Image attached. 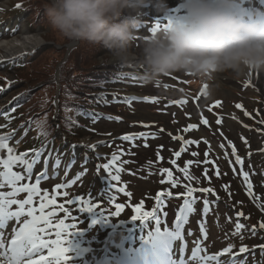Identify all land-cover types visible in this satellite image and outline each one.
I'll use <instances>...</instances> for the list:
<instances>
[{
    "label": "rangeland",
    "instance_id": "374dc122",
    "mask_svg": "<svg viewBox=\"0 0 264 264\" xmlns=\"http://www.w3.org/2000/svg\"><path fill=\"white\" fill-rule=\"evenodd\" d=\"M14 1L17 0H0V46L3 48L12 41L25 38L29 34L37 40V44L22 54L35 51L36 53L25 62L20 73L9 69V65L22 54L0 58V126L12 127L18 122L16 119L10 121L12 122L10 124L6 121L5 114L10 109L12 103L10 95L17 84H23L18 88L28 84L31 89L39 93L31 96L30 104L18 99L15 105L28 108L34 107L31 105L34 102L44 106L50 101L53 94L51 87L57 84V74L61 64L63 68L72 66L77 69L89 68L94 64L95 57L100 60L99 65L104 66L105 70L110 69L115 73L114 75H117V80L109 83L108 90L105 91L107 96L111 94V98L106 96L103 106L94 113L99 114L95 115L98 119L95 120L93 115L82 116L81 122L84 123V131L86 130L82 138L77 141L65 139L60 153L52 152L54 160L46 166L47 170L50 169L48 176L42 178L39 185H36L35 177L45 171V163H43L42 172H36V167H33L31 179L26 178L17 184L18 187L28 184L36 187L37 191L35 193L18 192L11 197L27 199L31 194L33 204L26 208L34 207L36 215H40L41 202L46 205L45 213L50 209L56 211V215L51 217V224L48 227L44 225L48 232L47 239L57 238L55 232L58 230L59 220L64 219L66 224L77 223V230L71 236L72 252L68 253L71 259L67 264H112L111 260L117 262L118 256L123 260V264H128L130 261L146 264L152 256L144 250L150 249L155 252V245L159 244L163 232L174 237L172 239L174 257L171 263L170 259H167L165 263L160 261L156 264H180L181 261H184V264H202L200 257H212L219 254L218 251L222 252L226 246L238 247L242 243L248 245L249 251L247 253L232 251L238 254L235 264H264V251L261 250L264 248V229L260 228V224L264 223V159H262L264 153H261L264 147V123H261L264 120V80L263 89L260 91L254 82L249 84L247 78L235 79L230 76H221L220 91L212 99L202 94L203 90L200 86L190 84L191 78L182 73H173L160 80L149 82L143 67L137 63L111 61L109 53H106L103 46L80 41L73 47V40L63 36L49 21L47 6L50 5L51 0H21L24 1V6H27L28 10L27 13L23 11L18 13L19 18H15L17 22L13 21L15 11L10 10V5H13ZM257 1L239 0V7L243 9L242 11L250 9L256 12L264 11V5ZM161 3H166L167 8H174L180 4V0H147L139 16V22L144 21L146 24L140 23L141 29H136V34L143 33V36L135 39L132 47L137 54L142 51L146 39L154 35L150 29L156 26L157 17L161 19L162 15H165L160 10ZM32 21L37 25L34 30L27 24ZM166 23L159 21L160 27L157 32H162ZM13 26H17L18 29H12ZM101 48L102 52L91 53ZM69 50L72 51L69 53ZM1 55L6 57L4 51L0 52ZM104 58L105 63L102 64ZM19 75L23 77L20 80L17 79ZM185 79H187L186 83L183 81ZM44 86L47 87L43 89ZM145 95L160 96L161 99L155 102L135 100L131 104L128 103L129 106L112 103L118 100L125 101V97ZM106 100H110V103L107 104ZM184 100L188 102L174 103ZM214 100H220L221 103L215 106ZM236 104L245 105L249 110L247 115L241 107L237 108ZM162 108L164 110L161 114H157L156 111ZM100 110L110 112L113 119H109L110 116L106 115L103 118L101 114L105 112ZM127 110L129 115L125 113ZM215 111L221 113L218 118L221 120L219 125L216 124ZM40 115L44 119L41 121L43 127L41 133L36 129L24 133L23 140L27 143L25 142L23 147L21 141L11 143L13 141L9 139L8 146L13 149L11 155L20 156L28 148H32L36 134L40 136L46 134L44 125L47 117L52 116L53 112ZM118 116L122 118L120 121L115 119ZM245 117L256 121L249 129L247 127L251 121ZM203 118L209 121L208 125L202 123ZM147 119L154 120L161 127H154L153 123L144 124L149 121ZM189 124H196L198 127L185 131ZM160 129H163V132ZM6 131L7 127H4L2 132ZM128 132L135 137L134 141L122 139L123 136L128 135ZM184 135L189 140L199 141V143L187 146L184 143L187 141ZM46 139L45 136L41 137L39 145L43 147ZM73 145L76 147L73 148ZM85 145L97 147L91 148ZM233 145L235 152L232 150ZM66 146L67 150L64 151ZM186 147L194 148L198 156L194 157L193 152L185 151L184 154L181 152L179 158L175 157V152ZM250 150L251 154L248 153ZM34 151L38 150L29 149L27 156L32 159ZM0 154L6 157L9 155L6 149H0ZM237 155L243 158V165L236 161ZM114 156L116 159H113ZM57 159L61 161L59 166L55 163ZM172 160H175L176 164H172ZM189 160L194 161L192 166H188V174L194 177L192 180H188L187 176L179 172V168L186 167L185 162ZM196 161L199 162L198 165ZM105 164L109 165V168L105 169L103 167ZM97 165L101 166L99 172H97ZM162 169L173 171V176L177 179L176 186L170 184L167 174L162 172ZM217 169L219 176L216 175ZM2 170L3 165L0 164V171ZM12 170L21 174L25 173L23 165L20 164L14 165ZM243 172L249 173L247 180ZM80 173L83 175L78 176ZM110 176H119V179L110 181L107 178ZM104 177L106 180L102 179ZM161 180L165 182L161 183ZM54 182L64 187L57 189V192L51 190ZM249 183L251 188L248 186ZM185 186L196 189L209 187L213 189V193H194L198 197L193 205L195 211L184 214L187 218L181 224L179 238L175 235L176 218L182 215L180 209L183 207L184 196L177 197V194L185 193ZM121 188L124 191H120ZM169 190L173 195L162 197L164 201L160 203L157 195ZM0 191L12 192L13 188L5 184ZM64 193H67V196ZM77 196L83 198L85 202L83 206H96L94 212L79 211L82 206L80 203L76 205L67 203L69 199L74 200ZM205 197L211 202L212 209L206 216L203 213L202 203ZM49 200H54L55 204L49 205ZM116 203L125 205L124 212L120 215L109 214L115 211ZM60 204L68 209V213L57 207ZM138 204L141 212L157 210L156 216L161 221L159 233L156 231L158 225L153 218L150 217L148 221L133 219L135 213L132 208ZM18 207L13 205L12 210ZM160 210H162L161 213L158 212ZM238 213L243 215L238 217ZM66 216H74L77 221L71 218L66 219ZM237 222L244 227L237 230L235 228ZM201 223L204 224L203 230L200 227ZM7 226L11 229L5 230V227L0 231L11 236L13 229L20 225L13 218ZM251 226H256L255 233H252ZM137 230H144L142 236L136 233ZM205 233H207L206 239ZM130 236L134 239L132 250L134 252L137 249L142 250L137 256L129 254L132 241L127 238ZM64 239L68 237L65 236ZM121 244L124 246L120 250L125 247L127 252V256L123 259L120 254L115 255V251L119 250L118 246ZM196 247L203 249V253L202 251L198 253L199 259L193 260L192 250ZM44 255H47V249L44 250ZM229 257L230 254H224L219 256L218 261L205 259L203 264H223V261ZM138 258H141V262L144 263L138 262ZM157 259L153 257L152 262Z\"/></svg>",
    "mask_w": 264,
    "mask_h": 264
},
{
    "label": "clouds",
    "instance_id": "9594fccd",
    "mask_svg": "<svg viewBox=\"0 0 264 264\" xmlns=\"http://www.w3.org/2000/svg\"><path fill=\"white\" fill-rule=\"evenodd\" d=\"M147 0H51V25L73 41L108 50L111 61L137 63L147 81L182 73L208 99L220 91L219 78H247L264 71V11L251 16L239 0H180L182 14L162 32L132 50L139 16ZM160 10L168 14L166 3Z\"/></svg>",
    "mask_w": 264,
    "mask_h": 264
},
{
    "label": "snow or ice",
    "instance_id": "6c2138e0",
    "mask_svg": "<svg viewBox=\"0 0 264 264\" xmlns=\"http://www.w3.org/2000/svg\"><path fill=\"white\" fill-rule=\"evenodd\" d=\"M19 7V6H18ZM172 12L174 14L169 15L166 17L167 23L164 25V28H168L172 23L173 20L177 17H179L182 13V7L179 4L178 6L172 8ZM160 18L157 17L156 26L152 27L150 30L153 34L157 32V30L160 27L159 24ZM260 79H264V76H259ZM249 84H253V81L249 79ZM204 95V93H202ZM199 99V97H197ZM126 103L131 104L132 101L135 100H144V101H157V97L155 96H143V97H125L124 98ZM188 101H176L174 103H183L186 104ZM221 102L216 101L215 104L219 105ZM237 108L242 107V105L237 104ZM14 111V109H12ZM247 114V113H246ZM93 116L99 115V114H92ZM109 119H113V117H109ZM115 119H120L119 117H115ZM31 123V121H29ZM202 123L204 125H208L209 121L206 118L202 119ZM221 123L220 119L216 120V124L219 125ZM261 123H264V120L261 121ZM198 126L196 124H189L188 127L185 129V131H188L190 129H195ZM161 132H163V129H160ZM15 133L10 134L9 136H0V149H6L7 153L9 154L6 159L0 158V164L3 165V170L0 171V189H3L5 184L11 186L13 188L12 192H4L0 191V229H4L8 222L12 220L13 218L16 219L17 223L20 225L18 228L13 229V234L11 235L10 240L6 242L5 233L3 231H0V264H67V262L71 259V256L68 255V253L72 252V244H71V236L74 231L77 230V223H71L66 224L64 219L59 220V223L57 225V231L55 232L56 239H47L46 236L48 235L47 229L44 227V225H50L51 224V217L56 215V211L54 209H50L47 213L44 212V209L46 205L41 202L39 205L40 215H36V209L34 207H27L33 204V197L30 194L27 199H13L11 197H14L16 193L18 192H28V193H35L37 191L36 187L30 186L28 184H24L21 186H17L19 181H23L27 178L31 179V173L34 165L40 161L43 153V149L40 151H34L33 152V158L31 161L26 159L27 153H23L20 156H13L11 155L13 152V149L8 146V140L11 139L12 136H14ZM143 135V134H141ZM176 137H174L175 139ZM123 140H135V137L133 135H125L122 137ZM179 139H183V137H179ZM185 144H198L199 141H193V140H187L184 142ZM207 143V141H205ZM73 148L76 147V145L72 146ZM85 147H91L95 148L96 145H85ZM223 147V145H221ZM233 152L236 151L235 146L232 147ZM186 151V149L182 148L181 151H177L174 153L175 157L179 158L181 156V152ZM192 155L198 156V153L193 152ZM207 152L205 153V156L207 157ZM113 159H116L114 156ZM162 159V157H161ZM236 161L243 165V158L240 156H236ZM45 171H43L39 176L35 177V183L36 185H39L40 180L42 178H46L48 176L47 172V164L48 159L45 158ZM56 165H60L61 161L60 159H57L55 161ZM74 163V161H73ZM172 164H176L175 160L171 161ZM197 165L199 164L198 161L195 162ZM20 164L23 165L25 169V174H21L20 172L13 171V165ZM186 167L179 168V172L183 173L185 176H187L188 180L194 179L191 175L188 174V166H192L194 164V161L189 160L185 162ZM100 165H97V172L100 171ZM105 169L109 168V165L105 164L103 166ZM162 172L167 174V178L172 186L177 185V179L173 176V171L171 169H162ZM83 175V173L78 174ZM205 175H207V172L205 171ZM216 175L219 176V170H216ZM243 176L245 180L248 179L249 173L243 172ZM110 181L111 180H118L119 176H110L107 177ZM164 180H161V183H164ZM75 183V181H73ZM111 186V184H110ZM249 188H251V184L249 183ZM56 187L59 189L61 187H64L63 185H56ZM186 187V192L183 194L184 201H183V207L180 209L182 215L177 216V230L175 231V235L177 237H181L180 227L181 224L186 220L187 216L184 215L186 213L194 212L195 209L193 205L196 203L198 197L194 195V193L199 192L200 194H212L213 189L211 188H192V187ZM120 191H124V189H120ZM251 195V193H249ZM65 196H67V193H64ZM130 195V194H129ZM173 195L172 191L167 192H160L157 195V200L160 203H163L162 197L168 196L171 197ZM102 199V197H101ZM114 199V198H113ZM68 204L76 205L77 203H80L82 206L79 208V211H87V212H94V207L96 206H83L85 203L83 198L80 196H77L74 200L69 199L67 201ZM203 203V213L206 216L212 209L210 207V201L205 197L202 201ZM49 205L55 204L54 200L48 201ZM13 205H18L19 207L16 210H12ZM57 207L61 210H63L65 213H68V209L64 207L63 204L57 205ZM125 210V205L123 203H116L115 204V211L109 213L114 215H120ZM132 211L135 213L133 215V219H139L141 221H148L149 218H153L155 220V223L158 225L156 231L157 233L160 232V219L158 216H156V209H154L152 212H141L140 205H135L132 208ZM243 213H238L237 216H242ZM23 217V219H22ZM67 218H71L74 221L76 220V217L74 216H66ZM231 219V218H229ZM201 229L203 230L204 224L201 223L200 225ZM244 227V225L240 224L239 222L236 223L235 228L237 230H240ZM260 228L264 229V223L260 224ZM67 230V231H66ZM252 233H255L257 231L256 226H251ZM67 236L68 239H64V237ZM207 238V233H205V239ZM47 249V255H44V250ZM264 251V248L261 249ZM203 251L200 247H196L192 250V259L196 260L198 253ZM249 249L246 247H241L239 249V253H247ZM224 254H230V257L223 261V264H235V261L237 259L236 253H232V246L229 245L228 247L224 248L221 253L217 255H213L212 257H200V260L203 264V261L205 259L212 260V261H218L219 256ZM180 264H184V261H181Z\"/></svg>",
    "mask_w": 264,
    "mask_h": 264
},
{
    "label": "trees",
    "instance_id": "16d2710c",
    "mask_svg": "<svg viewBox=\"0 0 264 264\" xmlns=\"http://www.w3.org/2000/svg\"><path fill=\"white\" fill-rule=\"evenodd\" d=\"M37 21V19H36ZM102 47V46H101ZM103 49H105L103 47ZM102 52L101 50L98 52ZM94 54V53H93ZM97 63L99 64V60H97L94 57V64L92 66H96ZM91 66V67H92ZM76 68V67H75ZM87 68H82V69H77L74 74L69 75L73 72L74 67L72 66L71 68H63L64 72V78L63 80V89H62V94L60 95V103H61V108H60V114H59V121L62 125L63 131L67 132L68 136L71 138L77 139L80 135L84 134L83 127H82V122H75L74 118L78 115V113L81 112L82 107H80V103L82 102V99L79 98V95H85L88 92H90V84L92 83H98L99 81H104V79L100 76H92L91 79L84 78L83 76L85 75L83 72ZM98 72V71H97ZM87 76V75H86ZM25 87H30L29 85H25ZM30 94V90H27ZM79 98V99H77ZM77 99V100H76ZM90 105L85 106V109H88ZM39 108L32 107V109L24 110L27 117H31V120L37 124L41 123V119L38 118L39 116H35L34 113H36V110ZM48 127V129L52 132L54 130V123L51 118V116L47 117V122L45 123ZM50 132V133H51Z\"/></svg>",
    "mask_w": 264,
    "mask_h": 264
},
{
    "label": "bare ground",
    "instance_id": "6f19581e",
    "mask_svg": "<svg viewBox=\"0 0 264 264\" xmlns=\"http://www.w3.org/2000/svg\"><path fill=\"white\" fill-rule=\"evenodd\" d=\"M36 42H37V40H35V38H32V36H30L28 34V36H26L25 38L17 39V41H12L11 43H9L7 46H5L3 48H2V46H0V52L4 51L5 52L4 56H6V57H3L1 55L0 58H8V57L14 56L16 54H19L21 52L30 50L37 44ZM257 74H259V76H264V71L252 70L250 72L249 76L247 77V80L249 81V79H251L257 85V88L260 91H262L264 79H260ZM147 120H150V119H147ZM172 239H173V237L171 235L161 234L160 241L162 243H164V242H168L169 240H172ZM155 250H156V248H155ZM170 253H166V254L168 255ZM150 263H151V261H149L147 264H150Z\"/></svg>",
    "mask_w": 264,
    "mask_h": 264
}]
</instances>
